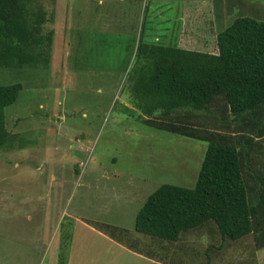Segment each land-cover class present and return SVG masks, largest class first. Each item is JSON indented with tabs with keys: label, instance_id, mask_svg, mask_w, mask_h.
Wrapping results in <instances>:
<instances>
[{
	"label": "rangeland",
	"instance_id": "1",
	"mask_svg": "<svg viewBox=\"0 0 264 264\" xmlns=\"http://www.w3.org/2000/svg\"><path fill=\"white\" fill-rule=\"evenodd\" d=\"M38 3L55 32L51 56L0 68L1 84H23L6 108L19 146L0 151V264H153L138 249L150 235L135 229L137 213L163 183L195 185L207 142L138 118L130 46L175 45L182 32L184 43L212 42L239 15L264 21V0ZM105 224L129 230L141 254ZM212 251L213 264H264L251 235Z\"/></svg>",
	"mask_w": 264,
	"mask_h": 264
},
{
	"label": "trees",
	"instance_id": "2",
	"mask_svg": "<svg viewBox=\"0 0 264 264\" xmlns=\"http://www.w3.org/2000/svg\"><path fill=\"white\" fill-rule=\"evenodd\" d=\"M49 19L38 0H0V68L36 67L49 58ZM182 36L175 45L135 38L130 46L138 118L207 142L193 187L163 183L139 209L135 229L150 236L137 248L153 264H213L212 250L226 241L251 235L255 248H264V21L239 15L212 42L184 43ZM22 89L21 82L0 83V151L19 146L6 108ZM101 227L136 247L126 241L129 230Z\"/></svg>",
	"mask_w": 264,
	"mask_h": 264
},
{
	"label": "crops",
	"instance_id": "3",
	"mask_svg": "<svg viewBox=\"0 0 264 264\" xmlns=\"http://www.w3.org/2000/svg\"><path fill=\"white\" fill-rule=\"evenodd\" d=\"M127 248H129V247H127ZM128 251L133 252V251H135V250L132 249V248H129ZM135 252H136V251H135ZM135 252H133V253H135Z\"/></svg>",
	"mask_w": 264,
	"mask_h": 264
}]
</instances>
